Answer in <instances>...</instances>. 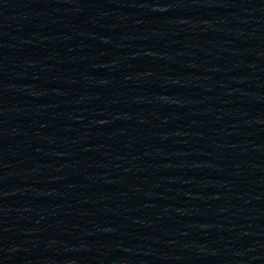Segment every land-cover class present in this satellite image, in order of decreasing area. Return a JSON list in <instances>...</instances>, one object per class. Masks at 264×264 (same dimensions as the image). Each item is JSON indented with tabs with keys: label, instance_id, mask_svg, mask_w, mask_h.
Masks as SVG:
<instances>
[{
	"label": "water",
	"instance_id": "water-1",
	"mask_svg": "<svg viewBox=\"0 0 264 264\" xmlns=\"http://www.w3.org/2000/svg\"><path fill=\"white\" fill-rule=\"evenodd\" d=\"M0 264H264V0H0Z\"/></svg>",
	"mask_w": 264,
	"mask_h": 264
}]
</instances>
